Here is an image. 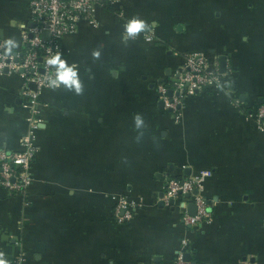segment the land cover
<instances>
[{
    "label": "crops",
    "instance_id": "obj_1",
    "mask_svg": "<svg viewBox=\"0 0 264 264\" xmlns=\"http://www.w3.org/2000/svg\"><path fill=\"white\" fill-rule=\"evenodd\" d=\"M116 9L96 8L97 25L82 21L62 39L83 91L41 94L33 184L25 197L0 185V252L21 264H175L186 239L188 264H264V130L246 116L264 102V0H117ZM137 16L154 40L122 39ZM21 25L28 0H0V41L21 49ZM191 52L218 66L224 57L228 89L186 99L175 119L155 87ZM22 84L0 73V147L18 149L26 132ZM201 170L212 173L209 221L186 228L157 198L168 178ZM118 195L143 201L126 225L112 219Z\"/></svg>",
    "mask_w": 264,
    "mask_h": 264
},
{
    "label": "built area",
    "instance_id": "obj_2",
    "mask_svg": "<svg viewBox=\"0 0 264 264\" xmlns=\"http://www.w3.org/2000/svg\"><path fill=\"white\" fill-rule=\"evenodd\" d=\"M117 0H28L30 25L22 29V48L12 49L5 55L4 44L0 41V73L19 74L23 77L20 92L22 106L27 110L26 132L19 141L18 149L0 147V185L9 193L25 197L33 184L32 165L39 150L37 132L42 126L40 96L47 86V77L55 72V66L47 64V59L62 51V39L77 31L82 21L97 25L95 9L102 8L120 16L116 9ZM145 33L139 34L146 41ZM136 37V38H137ZM219 85V87H218ZM225 73L219 71L216 62L199 52L184 55L180 67L166 79L156 84L157 101L162 103L164 112L180 118V112L186 99L206 91L227 90ZM169 92L171 93L169 95ZM234 104L243 103L234 99ZM247 110V111H246ZM246 116L258 130H264V102L246 108ZM210 170H201L189 177H170L165 181L162 196L158 201L163 206H175L180 209V223L186 228H194L209 221V201L204 196V184L211 176ZM173 200V204L170 201ZM142 200H129L126 196L115 197L112 206V219L120 225H126L142 207ZM190 204L195 213L188 212ZM188 241L181 239L175 253V264H188L186 255ZM17 256L10 264H21Z\"/></svg>",
    "mask_w": 264,
    "mask_h": 264
},
{
    "label": "clouds",
    "instance_id": "obj_3",
    "mask_svg": "<svg viewBox=\"0 0 264 264\" xmlns=\"http://www.w3.org/2000/svg\"><path fill=\"white\" fill-rule=\"evenodd\" d=\"M11 24L12 26H16L15 21H12ZM21 27H23V25H21ZM152 31L153 30L151 29L150 25L145 20L139 18L138 16L132 17L124 24V33L122 35V39L126 42L129 39H135L141 33H145V38L150 39L151 37L147 35V33ZM15 47L16 44L12 38L5 40V55H8V53ZM93 55L94 57H99L100 52L95 51ZM47 64L55 66V72L50 73L47 77V86L49 88L55 89L63 86L70 91H75L77 94H80L83 91V83L78 75V69L76 65L69 66L67 62L61 58V54L59 52L52 54L47 59ZM134 123L136 129L138 130L144 127V120L139 114L134 117ZM0 264H10L3 252H0Z\"/></svg>",
    "mask_w": 264,
    "mask_h": 264
},
{
    "label": "water",
    "instance_id": "obj_4",
    "mask_svg": "<svg viewBox=\"0 0 264 264\" xmlns=\"http://www.w3.org/2000/svg\"><path fill=\"white\" fill-rule=\"evenodd\" d=\"M225 69H226V67H225V58L224 57H220L219 58V71L221 73H225ZM5 73H6V71H5ZM170 94L171 93L169 92V95ZM159 105L162 107V103L161 102H159ZM161 196H162V194L159 195V197H161ZM158 204L160 206H163V202L162 201H158ZM170 204L171 205L173 204V200L170 201ZM187 210H188L189 213L194 214L195 213V206L193 204H190ZM189 257H190L189 255H186V260L189 259Z\"/></svg>",
    "mask_w": 264,
    "mask_h": 264
},
{
    "label": "trees",
    "instance_id": "obj_5",
    "mask_svg": "<svg viewBox=\"0 0 264 264\" xmlns=\"http://www.w3.org/2000/svg\"><path fill=\"white\" fill-rule=\"evenodd\" d=\"M175 178H179V177H175Z\"/></svg>",
    "mask_w": 264,
    "mask_h": 264
}]
</instances>
